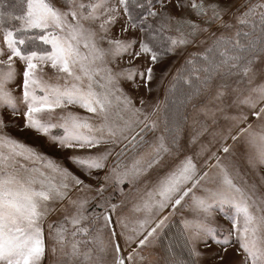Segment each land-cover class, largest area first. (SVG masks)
Returning <instances> with one entry per match:
<instances>
[{"label":"snow or ice","instance_id":"1","mask_svg":"<svg viewBox=\"0 0 264 264\" xmlns=\"http://www.w3.org/2000/svg\"><path fill=\"white\" fill-rule=\"evenodd\" d=\"M3 7L0 108L23 117L21 131L72 150L69 159L83 178L6 132L11 125L0 113V264H42L45 221L55 214L60 218L47 223V233L53 253L57 245L63 253L61 264H137L144 259L140 249L154 244L181 210L189 214L181 220L187 256L169 247L171 264H200V245L227 252L233 237L240 264H264V195L239 182L237 165L223 162L239 147L250 167L264 166V83L253 86V65L264 55V0L239 6L175 0L177 12L190 8L199 22L175 15L173 0H26L22 14ZM12 22L17 26L8 27ZM189 46L201 50L188 53L164 100L140 96L141 89L153 91L155 65ZM18 76L20 97L8 87ZM259 76L264 81V66ZM188 105V143L199 151L176 163ZM141 148L131 163L124 161ZM141 180L148 190L133 200ZM217 206L233 210L222 240Z\"/></svg>","mask_w":264,"mask_h":264},{"label":"rangeland","instance_id":"2","mask_svg":"<svg viewBox=\"0 0 264 264\" xmlns=\"http://www.w3.org/2000/svg\"><path fill=\"white\" fill-rule=\"evenodd\" d=\"M207 2H215V0H207ZM223 2H228V0H223ZM245 0H236V6H239L240 4H243ZM253 3L257 2V0H252ZM0 4H2L4 11H12L14 14H22V9H26V0H0ZM157 7H159L157 5ZM245 9L241 8V11H244ZM172 11L177 16H187L189 19L193 21H198V18L191 12V9H185L184 12H177L175 8V0H173V8ZM8 27H16L17 24L15 22L8 23ZM119 28L120 25L118 24L114 29V34H119ZM3 32H0V45L3 44L2 40ZM201 49L195 46H189L186 50L182 51V54L180 55H169L167 57H164L160 63L155 65L154 72H155V79L151 84V87L153 88V91L151 93L146 92L145 90L141 89L139 92L140 96L145 97L152 103H155L157 100L163 101L165 98L166 89L169 86V82L172 80V77L176 74L177 69L181 67V65L184 63V60L187 58V55L189 52H197ZM6 59V57H5ZM137 63H142V61H138ZM17 69L18 71L22 70V66L20 65V62L17 61ZM264 66V55L260 56L259 60L253 65L254 71L256 72V77L253 82V86L256 84L264 83V81L261 80L259 76V69ZM167 73L164 75V73ZM163 75V80L161 81V77ZM21 84V78L18 76L15 81L10 83L8 87L13 92V95L20 97L22 95V89L20 87ZM126 89L131 91L130 85H125ZM187 91V89H185ZM175 99L177 100V103L180 99L179 92L176 94L175 97H169V106L171 107V101ZM137 106H139V100L136 101ZM22 108L23 106L20 105ZM59 110H57L58 112ZM69 111L77 112L80 115H90L89 113H86L84 109L78 108V107H70ZM148 111H151V108L148 109ZM185 114L189 117L188 122L184 124L183 126V132L181 134V144L184 145V150L182 151L181 155L177 157L176 163L179 162V160L183 159L184 155H191L194 156V154L199 151V144H190L188 143L190 136L192 134L191 129V123H192V114L193 109L191 105H188L186 109H183ZM231 112L234 114L235 110H231ZM0 113H3L4 117L6 118V123L10 124L11 126L6 128L5 131L8 132L10 135H12L15 138H18L19 140L24 141L28 145H31L37 149H39L42 153H45L49 157L54 158L61 164H63L65 167H67L70 171H72L76 175H80L83 178V174L81 171L70 161L69 157L73 154V151L70 149H61L58 144L52 143L47 137L35 133L32 130L25 129L24 131H21L20 128L23 126L24 119L22 116H12L11 111L6 108H0ZM165 113L161 112L158 113L159 117H163ZM203 119V118H201ZM254 118L250 117V120ZM55 122V120H53ZM220 122L222 124L226 123L223 121L222 118H220ZM209 132L213 131L215 129V125L212 124V122L209 120ZM199 127V126H197ZM53 134H61L62 130L60 129H53ZM152 133H149L148 138L151 139ZM210 135L208 133H205L204 136L201 137V141L206 142L208 139H210ZM228 143H232L231 141H228ZM147 146H145L146 148ZM145 148H141L136 152H129L123 159L127 163H131L132 159L135 156H139L140 153L145 151ZM118 150V149H117ZM96 150L93 149V152ZM244 150L242 148H237L238 155L235 157H232L230 159H225L223 162L226 165H229L230 168H232V165L235 164L238 166L240 176L242 179L239 180L241 184L247 185H255L258 194L264 195V166H257V167H250L247 160L244 158L243 155H240L239 153H242ZM76 154H83L80 152H77ZM220 155H223L222 153H218ZM235 171V169H232ZM150 178V177H148ZM125 192L129 191V186L125 184L124 186ZM137 187L141 189V192L139 194L132 192L131 197L133 200L137 199L139 195H143L145 191L148 189H145L144 187V180H141ZM148 188H151V185H148ZM109 191H112V189H109ZM128 207H131L129 204ZM125 212H127V208L124 209ZM171 211V209H165V211L162 213V215H168V213ZM214 212L216 213V222L218 224L217 229V239H224L227 235L228 230L232 227L231 225V218L233 215V210L228 207L221 208L217 206L214 208ZM129 215H131L129 213ZM185 215H189L184 210L176 212L175 215L171 216L168 226L163 229L162 232H160L158 238L154 242V244H150L142 249H140V255L144 258L143 261H140L137 259V264H171V258L169 253V247H171V250L175 252L178 255H184L187 256V247L185 246L184 237L181 232V220L182 217ZM60 218L59 214L52 215L48 218V220L45 221V245H46V251L45 256L42 260V264H61V261L64 259L63 253L60 250V247L56 246V251L53 253L52 247H53V241L48 239V233H47V223L56 221ZM118 231V229H117ZM107 238V234H106ZM118 242L121 244V247L123 248V240L120 237H117ZM91 247V245H89ZM132 247H136L135 244L132 245ZM237 248L238 244L235 243V238L233 237V243L230 247H228L227 252H224L223 249L216 245L212 244L211 248H206L204 245H200V251L203 253V255L200 258V264H240L241 256L237 255ZM131 251V248L127 249L124 252V255H127V253ZM220 256H223V260L220 259ZM110 259V254H109Z\"/></svg>","mask_w":264,"mask_h":264}]
</instances>
